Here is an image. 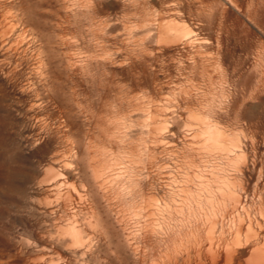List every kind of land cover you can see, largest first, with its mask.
Wrapping results in <instances>:
<instances>
[{
  "label": "rangeland",
  "instance_id": "obj_1",
  "mask_svg": "<svg viewBox=\"0 0 264 264\" xmlns=\"http://www.w3.org/2000/svg\"><path fill=\"white\" fill-rule=\"evenodd\" d=\"M168 12L186 28L169 47L155 21ZM35 19L50 39L41 73H31L29 54L0 51L6 71L24 61L14 75L0 73V264L208 258L205 242L174 246L165 211L152 232L145 176L189 159V113L208 107L229 139L225 153L245 154V179L264 185V0H45ZM93 119H108L118 144L102 147L113 163L104 171L140 166L144 196L92 176L84 137L97 133Z\"/></svg>",
  "mask_w": 264,
  "mask_h": 264
},
{
  "label": "bare ground",
  "instance_id": "obj_2",
  "mask_svg": "<svg viewBox=\"0 0 264 264\" xmlns=\"http://www.w3.org/2000/svg\"><path fill=\"white\" fill-rule=\"evenodd\" d=\"M44 4L45 0H18V3L0 0V51L3 54H29L32 74L41 73L50 56L49 37L35 32V17L39 16ZM155 21L162 23V40L168 47L186 32L184 26L174 21L171 12L159 16ZM19 25L24 28H19ZM34 41L38 42V46L34 45ZM66 56L67 62L71 63V53ZM8 64L7 57L0 58V73L6 77L14 75L24 61L6 71ZM26 81L30 82L29 79ZM189 114L193 128L192 134L185 137V142L190 146L189 159L181 165L154 164L145 176L149 180V195L153 200L151 209L148 207L153 217L152 232L158 234L160 231L159 217L165 211L167 217L175 221L172 228L174 239H171L175 247L192 242L208 244L210 256L204 260L198 259L195 264H264V185H259L256 178L252 188L245 179L247 166L245 162H240L246 158L245 154L237 150L225 153L229 139L217 124L207 120L211 119L210 108L202 107L198 113ZM93 121L97 133L84 137L85 154L92 176L99 186L107 181L116 182L121 186L128 185V196H144L143 180L140 179L144 170L140 166H118L109 172L104 171L113 163L102 147H117L118 144L108 119ZM164 149L154 148L159 152ZM213 159L219 160V163L211 164L210 160ZM50 170L47 169L48 173ZM251 170H255L254 164ZM50 181H43L47 190L54 186ZM161 189L165 191L160 195ZM158 198L161 199L160 203ZM68 232L73 241L81 239L74 227H69Z\"/></svg>",
  "mask_w": 264,
  "mask_h": 264
}]
</instances>
